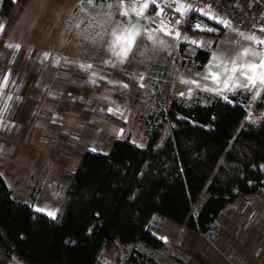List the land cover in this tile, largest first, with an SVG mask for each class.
I'll list each match as a JSON object with an SVG mask.
<instances>
[{"label":"crops","instance_id":"obj_1","mask_svg":"<svg viewBox=\"0 0 264 264\" xmlns=\"http://www.w3.org/2000/svg\"><path fill=\"white\" fill-rule=\"evenodd\" d=\"M2 1L0 0V8ZM13 1L14 6L9 15L0 13V105L3 102L7 105L6 113L0 114V172L15 197L29 202L34 190L37 194L33 202L34 209L46 215L54 212V217L48 215L53 218L60 213L67 196L70 175L77 170L87 150L107 153L113 140L127 136L141 147L146 145L148 139L144 134L145 128L140 131L141 137L137 140L134 139L131 129H127L131 107L125 102V97H118L115 93L118 89H125L123 85H126V76L133 73L140 76L138 73L141 72L145 77L142 79H146L145 83L149 82V78L168 81V96L176 94L190 99L198 91L218 95L216 92L204 90L206 87H218L211 79H204L208 71L206 66L209 65L213 53L229 62L231 67L232 59H236L238 64L259 63L261 57L253 56L252 53L264 52V49L258 51L255 48V40L246 39L253 35L232 25L225 31L205 33L198 29H179L171 24L170 18L172 14L185 15L174 12L165 2L161 6L164 12L158 16L159 9L150 0L142 3L120 0L119 6L117 0H94L93 4L82 5L84 11H80V0ZM146 2L149 7L144 9L142 16H136L132 9L140 10ZM109 4L111 7H108ZM181 6L188 8L189 4L186 0H176L173 4V8ZM123 11H127L128 15L122 16ZM12 17L16 23L15 28L25 31H21L19 35L8 36L5 31L10 26ZM212 21L213 24L216 23L215 20ZM133 26L139 30L140 35L127 59L121 63L120 58L110 50L115 40L112 33L115 31L119 34L125 28ZM162 27L165 30L171 29L173 33L179 31L181 38L177 40L174 35H165L159 30ZM149 29L153 30L156 41H164L163 45L153 44L152 40L144 43L146 31ZM184 37L188 39L185 40ZM192 40L203 42L204 46L193 44L190 42ZM45 42L53 43L55 47L48 48ZM143 43L145 45L142 47ZM9 44L20 47H7ZM181 44H186L185 52L191 55H194L196 48L211 49L212 53L200 71L193 72L186 65H180L183 59H187L185 53L181 54ZM245 49L249 53L241 57L240 54ZM115 50L119 51V46ZM45 53L49 54L47 58L44 57ZM74 60L81 61L79 64H91L90 69L103 78L95 80V83L70 76L69 79L64 78L63 73L67 71V67L71 71L80 67ZM150 66L154 72L149 73ZM212 70L219 69L213 67ZM236 76L241 84L245 83L239 73ZM119 80L121 85L116 86ZM183 80L197 81L201 87L185 84ZM67 83L83 85L84 89H76L75 93L68 94L64 89ZM153 84L157 86L156 82ZM249 88L250 91L242 88H237L236 91L248 92L256 103L264 85L257 83L255 88L251 85ZM257 90L260 94L253 99ZM3 91L8 93L3 94ZM230 93L234 92L225 90L220 96L228 98ZM98 101L105 108V112H98L102 113L98 115L101 116L100 125L95 127L79 122L78 111L96 112L97 105L94 107L93 104H98ZM259 110L263 115L261 118H264V107ZM64 131L80 132L83 147H79V143L75 146L76 139L72 133L70 135L75 142H69L67 139L70 137L64 135ZM251 214H260L259 220L248 221ZM172 223L171 229L174 233L176 231V238L183 225L174 221ZM216 224L226 230L230 240L214 239L202 242L200 246L215 247L213 264H264V192L237 197L222 210L212 228ZM185 229L186 236H191V233L206 235L212 230L202 233L187 227ZM243 231L249 238L241 246L243 249L240 257H233V252L239 248L238 236ZM159 237L164 242L167 241L166 245L175 241L173 236L169 240L160 234ZM186 249L192 251L193 243L189 242Z\"/></svg>","mask_w":264,"mask_h":264},{"label":"trees","instance_id":"obj_2","mask_svg":"<svg viewBox=\"0 0 264 264\" xmlns=\"http://www.w3.org/2000/svg\"><path fill=\"white\" fill-rule=\"evenodd\" d=\"M13 6L3 0L0 13ZM185 47L180 65L200 71L211 49L191 55ZM251 100L242 90L227 99L170 95L166 107L144 117V147L127 136L107 153L83 154L55 218L34 209V190L29 202L15 197L0 172V264L14 256L21 264H100L102 250L120 244L133 245L123 264H159L146 248L163 247L155 229L165 220L208 233L237 197L264 192V118L247 120ZM263 107L264 90L255 109ZM167 123L172 128L159 143Z\"/></svg>","mask_w":264,"mask_h":264},{"label":"rangeland","instance_id":"obj_3","mask_svg":"<svg viewBox=\"0 0 264 264\" xmlns=\"http://www.w3.org/2000/svg\"><path fill=\"white\" fill-rule=\"evenodd\" d=\"M12 21H10V26L8 27V29L5 31V35L8 36H13V35H19L21 33V31H25L22 29H16L15 28V20L14 17H12ZM204 21V20H203ZM201 22V26L202 27H206V28H211L214 29L216 32L221 31L222 29L226 30V27H223L220 24H212L211 21H204ZM156 25H159V22H156ZM149 26H151L149 24ZM208 26V27H207ZM153 30L149 29V32H152ZM206 31H201V33H205ZM210 32V31H209ZM144 43L146 44L148 42L147 37H144ZM158 41H161L160 39H158ZM157 41V42H158ZM42 43V42H41ZM46 46L48 48H53L55 47V44L53 43H49V42H45ZM142 44V47L145 44ZM152 43L154 44V42L152 41ZM169 57V56H167ZM66 60V59H64ZM71 60V59H70ZM73 61V60H71ZM76 61L78 64L77 65H82L79 64L81 61ZM66 64V62H65ZM64 64V65H65ZM78 67V66H77ZM65 68V67H63ZM150 72H154L151 69L150 66ZM65 73V74H64ZM63 73V77L66 79H69L70 77L76 78L77 80H82L84 82L89 81L92 82L93 80H101L103 78V76L96 74V72L92 69H84L81 67H78L77 70L75 71H71L70 69H68L67 67V71ZM93 73H95V75H93ZM138 74H140V76L136 75V74H127L128 76H126V85L127 87H125V89H118V91H116V95H118V97H125V102L127 103V105H129L131 107V115L129 116L128 120H127V129H131V132L134 135V139L137 140L138 137H141V130H143L144 128L147 127L146 122H145V118L147 117V115L152 112L154 109H158L161 107H166L167 103H168V94H169V89H168V85L169 83H167L168 81H164V80H155V79H148V83H145L146 79H141L145 78L142 76V73L139 72ZM129 78V80H128ZM121 80H119L116 84V86H120ZM123 81V80H122ZM125 81V80H124ZM133 81V82H132ZM157 83V86H153V83ZM141 84H143L144 86L141 87ZM124 87V85H123ZM63 88H61L62 90ZM65 92H73L75 93L76 89H79L81 91H83V85H72V84H68L67 86L64 87ZM128 90V92H127ZM7 94L8 92L3 91V94ZM68 93V94H69ZM152 93V94H151ZM2 94V95H3ZM96 98V97H95ZM5 101V100H4ZM99 102V101H98ZM131 103V104H130ZM108 104V103H105ZM5 102H3L0 105V114L3 115L6 113V111L4 110L5 108ZM94 107L96 106V112H90V111H85V110H79L78 114H79V122H81L82 124H86L88 126H94L98 127L100 125L101 119L98 116L102 113H98V112H105V108L103 106V103H94L93 104ZM247 110H248V115H247V120L249 121H257L259 119H261V117H263L262 112L260 110H256L255 109V103L253 100H251V102L249 104H247ZM145 117V118H144ZM260 117V118H259ZM95 127H91V128H95ZM172 128V124L167 123L165 124V126L163 127L162 130V136L159 139V143L162 142L163 138L165 137V135L171 130ZM66 130V129H64ZM64 135H67L68 138L67 140L71 141L72 143L75 142L72 138H71V133L74 135L76 142H75V146L76 144L79 143V147H81L83 145V143L80 142V132L78 131H64L62 132ZM69 141V142H70ZM83 147V146H82ZM78 150V149H77ZM206 196V193L203 192L201 199H203ZM26 200V199H25ZM28 201V200H27ZM43 202H45V200H43ZM261 202L258 203V207H260ZM198 206V204H197ZM62 209V206H61ZM61 211V210H60ZM259 215L257 214H251L248 217V221L250 222H256L259 220ZM158 218L155 217L153 219V222H155V225L157 223ZM172 221L169 220H165L164 223L160 226V228H156L155 232L161 237H165L166 240H169V238H172L171 236L174 237L175 233L172 231L171 229V225H172ZM181 231L178 235H176L175 241L173 243L169 242V245H166L167 241L164 242L163 247L159 248L158 250H152V249H147V252L151 255H154L156 258H158L159 260V264H213V257H214V248L215 247H203L200 246L202 244V242L208 241V240H214V239H229V236L227 234V232H225L220 226L219 224L214 225V228H212L210 234H200V233H191V236H186L185 235V227L184 225L181 227ZM239 234V232L237 233ZM240 236V237H239ZM237 239V244H238V249L236 251L233 252V257H240L241 252H242V247L243 243L249 238L248 234H245V232H240ZM190 243H193V250L192 251H188L186 249V246ZM166 243V244H165ZM133 245H118L117 247H114L112 249H103L99 260H100V264H123L126 257L128 256V253L130 252V250L132 249ZM203 249H205V252L203 251ZM220 250V248H218V251ZM249 252L251 253V250L249 249ZM229 254V253H228ZM230 258V257H229ZM231 259V258H230ZM235 260V258H234ZM8 264H21V262H19L18 258L16 256H14L10 262Z\"/></svg>","mask_w":264,"mask_h":264},{"label":"snow or ice","instance_id":"obj_4","mask_svg":"<svg viewBox=\"0 0 264 264\" xmlns=\"http://www.w3.org/2000/svg\"><path fill=\"white\" fill-rule=\"evenodd\" d=\"M93 2L94 0H80V6H79L80 11H84V8L82 7L84 3L93 4ZM164 2L168 8H172L173 11L176 13H181L182 15H186L187 12L189 11H197L202 16H205L208 19L215 20L216 23L223 25L226 28L230 26L229 21L221 19L217 16H214L209 11H206L202 8L195 9V8H192L191 6H189L188 8H185L183 6L173 8V4L176 3V0H164ZM119 3H120V0H117L118 6H119ZM150 3L155 5L159 9V11L157 12L158 16L164 12V8L159 5L158 0H150ZM108 7H111V4H109ZM148 7H149V3L146 2L142 5L140 10H136L135 8H133L132 11H134L136 16L139 17L143 15L144 9H147ZM121 15L127 16L128 12L123 11L121 12ZM180 22L181 21H176L177 24H179ZM194 28L200 31H214V29L202 27L200 24L194 25ZM159 30L164 32L165 35H169V36L174 35L177 40L181 38L179 31H176L175 33H173L171 29L165 30V28L163 27L160 28ZM261 31H264V29H261ZM112 34L113 36H115V40L113 41V44L110 46V50H112L113 53L120 58V61L122 63L127 59L128 54L132 51L135 45V42H136V38L140 35V32L139 30L135 29V26H133L132 28H125L119 34H117L115 31H113ZM146 37L148 40H152L154 43H159L161 45L164 44L163 40L157 42L152 32L146 31ZM184 39L187 40L188 38L184 37ZM246 39L255 40L256 43L258 44H264V40H257L253 36H248L246 37ZM190 42L193 44H197L198 46H204L203 42H197L195 40H192ZM117 46H119L120 48L119 51L115 50ZM7 47H10V48L15 47L18 49L20 46L9 44L7 45ZM248 53H249V50L245 49L240 55L242 57V56L248 55ZM48 55H49L48 53H45L44 57L47 58ZM252 55L261 57L259 63L252 62V63H239L238 64L236 59H232L230 62L231 67H229V62L224 61L221 57L213 53L212 59L209 61V65L206 66L208 68V71H207V74L204 76V79L206 80L211 79L214 82V84L218 85V87H212V88L206 87L204 88V90L210 91V92H216L218 95H223V92L225 90L235 92L237 88H242V89H247L250 91L251 89L249 88V85H251L253 88L256 87L257 83H259L260 85H264V52H261V53L253 52ZM57 63H59V61H57ZM106 63H110V61H106ZM80 67L85 68V69H90L92 68V65L82 64L80 65ZM213 67L219 70L213 71L212 70ZM237 73H239L240 77H243V79L245 80V83L241 84L239 82L236 76ZM93 75H95V73H93ZM92 82L95 83V80H93ZM182 82L185 84H196L197 87H201L197 81L183 80ZM6 84H7V77L4 78V85ZM219 85H222V87H219ZM143 86L144 85L141 84V87ZM124 87H127V85H124ZM259 94H260L259 90H257L255 95L253 96V99H256L259 96ZM181 95H184V94L181 93ZM224 98L227 99V97H224ZM9 99H11V97H9ZM4 110L5 111L7 110V105H5ZM109 111H112V109H109ZM0 124H2V121H0ZM48 215L54 217L55 213L48 212Z\"/></svg>","mask_w":264,"mask_h":264},{"label":"built area","instance_id":"obj_5","mask_svg":"<svg viewBox=\"0 0 264 264\" xmlns=\"http://www.w3.org/2000/svg\"><path fill=\"white\" fill-rule=\"evenodd\" d=\"M142 3L145 0H133ZM195 9H204L212 15L230 22L245 33L253 35L257 40H264V0H186ZM160 6L164 0H158ZM211 21L197 11H189L185 16L172 14L171 24L182 30H197L194 25L202 21ZM176 21H181L179 24ZM203 21V22H204ZM212 22V21H211ZM216 22V21H215ZM218 24V23H217ZM223 26V25H222ZM224 27V26H223ZM258 51L264 49V44L255 42Z\"/></svg>","mask_w":264,"mask_h":264}]
</instances>
